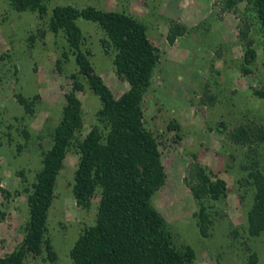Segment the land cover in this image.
<instances>
[{
  "label": "rangeland",
  "instance_id": "rangeland-1",
  "mask_svg": "<svg viewBox=\"0 0 264 264\" xmlns=\"http://www.w3.org/2000/svg\"><path fill=\"white\" fill-rule=\"evenodd\" d=\"M233 1L227 7L226 0H44L46 13L40 17L16 9L12 0H0V256L12 251L24 235L31 184L52 143L70 76L77 75L64 34L48 29L51 8L69 4L131 15L144 24L147 38L160 51L140 106L164 174L150 201L166 221L172 244L189 246L193 264H264V230L250 236L246 222L253 196L247 173L258 168L264 175V140L235 143L227 137L239 125L264 128V32L247 0ZM76 23L81 49L118 97L128 84L115 73L114 50H102L99 40L104 33L97 23L81 18ZM173 24L182 27L178 34L171 33ZM243 25L248 26L254 50L249 63L243 60ZM77 78L82 84L75 94L83 124L76 137L82 138L94 127L103 128L97 117L98 97L83 77ZM17 95L34 100L31 112L24 110ZM170 120L179 123V138L166 128ZM193 156L212 179L225 184L224 197L202 201L209 219L206 236L198 231L199 202L184 180ZM78 157L73 139L55 177L45 224L44 239L54 257L42 246L29 264H72L70 248L94 220L97 193L88 207L72 196Z\"/></svg>",
  "mask_w": 264,
  "mask_h": 264
},
{
  "label": "trees",
  "instance_id": "trees-1",
  "mask_svg": "<svg viewBox=\"0 0 264 264\" xmlns=\"http://www.w3.org/2000/svg\"><path fill=\"white\" fill-rule=\"evenodd\" d=\"M233 2L226 0L225 4L231 7ZM247 2L264 32V0ZM12 4L16 9L35 11L40 17L46 13L44 0H12ZM78 18L97 23L104 33L99 40L102 50H114L115 73L128 84L118 97L113 96L95 72L88 52L81 49ZM181 28L173 24L170 30L178 34ZM48 29L54 33L61 30L64 34L77 67L76 74L86 80L88 88L98 97L97 117L103 130L94 127L82 138L76 137L83 120L75 92L82 84L72 74L71 88L64 93L65 103L53 130L52 143L43 154L27 197L24 235L12 251L0 256V264H29L30 259L41 253L42 246L51 259L54 257L44 239L45 224L55 177L63 167L67 147L73 139L79 152L71 186L74 201L88 207L96 193L98 200L92 224L77 236L70 248L72 264H193V250L172 244L166 221L150 201L164 174L155 137L143 125L140 102L151 83L160 51L147 38L144 24L122 11L64 4L51 8ZM247 32L248 26L243 25L239 31L245 44L243 60L249 63L254 58V50ZM242 70L248 72L246 68ZM17 101L26 112L32 111L33 99L17 95ZM166 128L179 138L177 121L170 120ZM227 137L235 143L263 141L264 128L239 125L227 132ZM247 176L253 187L252 202L246 213L247 233L257 236L264 230V175L253 168ZM184 180L199 202L195 213L198 231L206 236L209 219L202 201L224 197L225 184L218 178L212 179L194 156Z\"/></svg>",
  "mask_w": 264,
  "mask_h": 264
}]
</instances>
